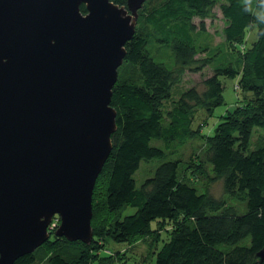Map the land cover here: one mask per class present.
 <instances>
[{"label": "trees", "instance_id": "16d2710c", "mask_svg": "<svg viewBox=\"0 0 264 264\" xmlns=\"http://www.w3.org/2000/svg\"><path fill=\"white\" fill-rule=\"evenodd\" d=\"M216 6L226 43L211 46L204 19ZM250 25L256 38L241 50L236 44ZM125 48L110 100L117 124L112 149L92 192L93 241L50 235L13 264H117L98 236L162 240L151 264H264L255 256L264 244V134L254 133L264 130V0H144ZM165 50L171 60H156ZM205 65L213 72L203 90L191 85L174 95L186 69ZM221 77L237 78L240 96L218 114ZM142 160L148 162L137 184ZM216 180L221 196L208 188ZM38 251L46 256L42 263L34 262Z\"/></svg>", "mask_w": 264, "mask_h": 264}, {"label": "water", "instance_id": "95a60500", "mask_svg": "<svg viewBox=\"0 0 264 264\" xmlns=\"http://www.w3.org/2000/svg\"><path fill=\"white\" fill-rule=\"evenodd\" d=\"M143 2L0 0V264L46 241L54 215L56 235L91 242L112 87Z\"/></svg>", "mask_w": 264, "mask_h": 264}, {"label": "rangeland", "instance_id": "374dc122", "mask_svg": "<svg viewBox=\"0 0 264 264\" xmlns=\"http://www.w3.org/2000/svg\"><path fill=\"white\" fill-rule=\"evenodd\" d=\"M213 13H214L213 18L207 17L204 19L205 27H206L208 33H210V35H211V41H212L211 46H215L218 44H225L226 42H224V37L222 35V28H223L224 22H223L222 13L219 10L218 6L213 8ZM194 20H195V22L199 21V19L197 17L194 18ZM255 38H256L255 26L250 25L246 30V34H245L243 40L241 42H238L236 45L241 50H245L248 46L251 45V43L255 40ZM166 51L167 50H165V52H163V51L157 52L155 59L156 60H159V59L171 60V58L169 59V57L166 56ZM202 55L203 54H200L198 56L201 57ZM212 72H213L212 68L208 65H205L200 71H192L190 69H186V71L182 75L180 83L178 84V86L176 85V87H175L174 95H176V92L179 91L180 89L183 90L184 88L191 86V85L196 86V88L199 91L203 90L204 89L203 78L210 75ZM221 81H222V84L224 85L223 93H222L223 98H224V102L215 108L214 112L218 113V114L223 112L227 107L232 106L236 102L237 97L240 96V94L238 95L239 91L238 90L236 91V89H235V84L237 82V78H235V77H221ZM202 113H203V111H202ZM195 123H196V121H195ZM209 127H210V123L204 124V126L202 128V132H207L209 130ZM256 132H261L264 134V130H262L261 128H255L254 133H256ZM197 142H198V140H197ZM152 143L156 144V145H162L161 144L162 140L154 138V139H152ZM186 151L189 152V149L187 148ZM186 151H185V154L187 155ZM150 161H156V160L153 159ZM147 162L148 161H146V160H142L140 163V167L142 168L144 163H147ZM156 164H157V161H156ZM155 165H154V167H155ZM140 167L138 169L139 171L137 170L134 173V178H135L137 184H140L143 177H144V176L142 177V173L144 171V168L141 169ZM154 167L152 169H150V173L153 171ZM199 181H200V179H199ZM208 188H209L210 192L215 196H221V194H223L221 181L216 180V181L211 182L209 184ZM132 211H133V208L128 207V208H126L125 213H131ZM59 221L55 222V224H52V222H51V224L48 226V230L50 232V235H52V237H57V238L62 239V237H64V236H59V235H56L54 233V230L59 225ZM174 221H177V220L174 219V220L170 221V223H166L165 228L169 227V225H172ZM152 225H154V222H152ZM165 235H166L165 230H162L161 231V238L165 237ZM91 241H93V240H91ZM98 241L101 243L103 250L106 253H108V252L114 253L115 259L117 260V264H151L153 261V258H154V254L152 252H153V250H155V247L157 248L162 242V240H159L157 242L154 240V243H152V237L151 236H146V237L140 236V237H138V239H136L132 242H121V243L110 240L108 238H105L104 236H98ZM58 242L63 244L62 240H58ZM45 257L46 256H45V254L42 253V251H38L35 255L34 262L42 263V260H44Z\"/></svg>", "mask_w": 264, "mask_h": 264}, {"label": "built area", "instance_id": "2783aa9c", "mask_svg": "<svg viewBox=\"0 0 264 264\" xmlns=\"http://www.w3.org/2000/svg\"><path fill=\"white\" fill-rule=\"evenodd\" d=\"M55 222H57V217H54V218L52 219V224H55Z\"/></svg>", "mask_w": 264, "mask_h": 264}, {"label": "clouds", "instance_id": "9594fccd", "mask_svg": "<svg viewBox=\"0 0 264 264\" xmlns=\"http://www.w3.org/2000/svg\"><path fill=\"white\" fill-rule=\"evenodd\" d=\"M54 217H57V221H59V217H58V216L54 215V216L52 217V219H53ZM50 224H51V223H50ZM50 224H49V225H50Z\"/></svg>", "mask_w": 264, "mask_h": 264}]
</instances>
